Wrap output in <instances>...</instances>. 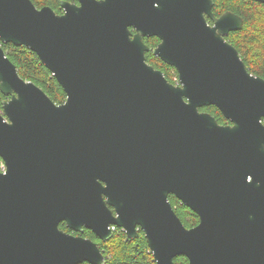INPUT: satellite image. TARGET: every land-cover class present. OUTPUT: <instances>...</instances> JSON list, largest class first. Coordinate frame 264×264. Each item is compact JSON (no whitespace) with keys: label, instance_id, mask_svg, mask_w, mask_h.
<instances>
[{"label":"water","instance_id":"water-1","mask_svg":"<svg viewBox=\"0 0 264 264\" xmlns=\"http://www.w3.org/2000/svg\"><path fill=\"white\" fill-rule=\"evenodd\" d=\"M60 5L0 0V264H105L61 222L102 241L111 225L141 229L157 264H264V79L225 39L242 18L214 16L213 0ZM147 35L178 85L145 61ZM2 43L35 52L65 100L23 79ZM169 194L198 224L183 225Z\"/></svg>","mask_w":264,"mask_h":264},{"label":"trees","instance_id":"trees-1","mask_svg":"<svg viewBox=\"0 0 264 264\" xmlns=\"http://www.w3.org/2000/svg\"><path fill=\"white\" fill-rule=\"evenodd\" d=\"M31 1L37 8L50 6L56 13H62L61 0ZM212 11L215 16L231 11L242 18L241 29L230 31L225 38L237 49L247 70L264 79V3L255 0H213ZM157 40L156 37L150 38V41L154 43ZM1 45L23 79L39 86L56 104L65 100L66 94L63 88L35 52L24 45L17 46L12 43ZM6 98L0 91V111L2 101ZM201 110L209 112L221 124L227 122L221 111L214 105L204 106ZM2 162L0 157V165ZM169 201L185 227H192L198 223V215L189 207L179 202L174 196H170ZM59 227L63 228L61 225ZM81 234L98 244L106 258L105 264H157L141 229H138V235L133 239L129 238L119 227H116L113 236L107 241L100 240L87 229ZM173 262L174 264H189L188 259L183 255L174 257ZM80 264L91 263L82 262Z\"/></svg>","mask_w":264,"mask_h":264},{"label":"flooded vegetation","instance_id":"flooded-vegetation-1","mask_svg":"<svg viewBox=\"0 0 264 264\" xmlns=\"http://www.w3.org/2000/svg\"><path fill=\"white\" fill-rule=\"evenodd\" d=\"M212 7H213V5H212ZM211 10H212V8H211ZM213 12V11H212ZM214 14V13H213ZM215 16V15H214ZM220 16V15H219ZM216 17H218V16H216ZM206 20H207V22L209 23V24H212V21H211V19H209L207 16H206ZM130 30L132 31V34H134V32H135V30H134V28H132V27H130ZM152 37H156L158 40H157V42H152V41H150V38H152ZM226 37V36H225ZM226 39V38H225ZM142 40H143V43L145 44V45H147V46H149L150 48H151V50H145V52H144V55H145V61L147 62V64H149V65H151L154 69H156V70H159V71H161L162 73H163V75H164V77L166 78V80L169 82V83H171V84H173V85H178L179 84V75H178V72H177V69L175 68V66H173V65H170V64H167L166 62H164L162 59H161V57L160 56H158V55H156V54H154L153 53V49L159 44V42H160V39L157 37V36H155V35H147V36H143L142 37ZM227 40V39H226ZM153 43V44H152ZM161 61V62H159V61ZM200 110H201V108H200ZM201 111H204V110H201ZM207 112V111H206ZM213 116V115H212ZM218 122V121H217ZM219 123V122H218ZM227 123H229L228 121L226 122V123H223V124H227ZM219 124H221V123H219ZM170 196H174L175 198H177L175 195H173V194H169L168 195V201H169V198H170ZM178 199V198H177ZM178 201L179 202H181L179 199H178ZM170 202V201H169ZM182 203V202H181ZM171 204V203H170ZM184 204V203H183ZM185 205V204H184ZM173 207V206H172ZM109 208L111 209V210H114L113 209V207H111V206H109ZM178 216V215H177ZM199 217V216H198ZM199 222V221H198ZM198 224V223H197ZM59 225H61V227H63L62 229L63 230H65L66 232H69V233H72V234H74V235H77V234H80V235H82L81 233L82 232H84V230L86 229V228H84V230L81 232V233H77V232H74V231H72V230H70L67 226H66V224L64 223V222H61ZM111 226H114L115 228H114V230L113 231H115L116 230V226L115 225H111ZM111 226H110V228H111ZM195 226V225H194ZM193 227V226H192ZM187 228H190V227H187ZM87 230H89V229H87ZM121 230H123V229H121ZM91 231V230H90ZM124 231V230H123ZM92 232V231H91ZM93 233V232H92ZM95 235V234H94Z\"/></svg>","mask_w":264,"mask_h":264},{"label":"built area","instance_id":"built-area-1","mask_svg":"<svg viewBox=\"0 0 264 264\" xmlns=\"http://www.w3.org/2000/svg\"><path fill=\"white\" fill-rule=\"evenodd\" d=\"M4 169H5V165H4V163L2 162L1 165H0V171H4ZM114 228H115L114 226H111V229H112V230H114Z\"/></svg>","mask_w":264,"mask_h":264}]
</instances>
